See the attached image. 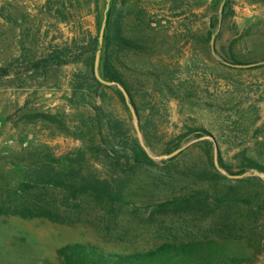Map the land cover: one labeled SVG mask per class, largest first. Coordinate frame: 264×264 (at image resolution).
Instances as JSON below:
<instances>
[{"label": "rangeland", "instance_id": "1", "mask_svg": "<svg viewBox=\"0 0 264 264\" xmlns=\"http://www.w3.org/2000/svg\"><path fill=\"white\" fill-rule=\"evenodd\" d=\"M103 61L130 94L143 147L119 90L91 80ZM0 123V160L47 147L125 200L107 213L77 196L55 222L0 216V264H62L56 251L69 243L124 254L212 237L208 221L153 206L234 183L217 178L209 140L188 145L206 135L195 131L213 136L232 173L245 159L264 166V0H0ZM133 142L154 157L183 149L161 161L146 153L153 166L142 167Z\"/></svg>", "mask_w": 264, "mask_h": 264}, {"label": "trees", "instance_id": "2", "mask_svg": "<svg viewBox=\"0 0 264 264\" xmlns=\"http://www.w3.org/2000/svg\"><path fill=\"white\" fill-rule=\"evenodd\" d=\"M90 75L94 84L100 85L93 75V63ZM101 78L120 82L106 61L102 62ZM116 92L123 100L122 94ZM130 102L133 105L131 97ZM195 133L196 137L202 136L201 133L207 135L205 131ZM133 145V162L137 166H153L147 154L136 143ZM46 148L29 147L1 159L3 167L10 165L14 170L10 178L0 170V216L61 221L60 205L68 206L77 196L89 198L107 213L122 206L125 200L120 188L96 176L81 175L77 162L57 159ZM218 163L230 175L264 173V166L249 159L242 162L237 173L229 171L219 157ZM216 176L227 181L225 176ZM56 190L65 194L61 202ZM153 207L159 213L187 217L193 222L208 221L213 236L190 234L180 242L164 241L146 250L124 254L105 252L91 244L69 243L57 249V257L62 264H256L264 256V181L259 177L237 179L233 184L221 183L213 192L208 187L193 190Z\"/></svg>", "mask_w": 264, "mask_h": 264}, {"label": "water", "instance_id": "3", "mask_svg": "<svg viewBox=\"0 0 264 264\" xmlns=\"http://www.w3.org/2000/svg\"><path fill=\"white\" fill-rule=\"evenodd\" d=\"M108 8L109 7L107 5L106 11L104 13V21H103V24H102V27H101V32L102 33H103L104 27H105L106 12H107ZM210 46H211L212 54L215 55L214 49H213V37L211 38ZM223 64H225L227 66L235 67V68H250V67H253V66L261 64V62L249 63V64H240V63H233L232 64V63L223 62ZM94 77L100 84H102L104 86H107V87H116L120 91V93L122 94V96H123L128 108H129V110L131 112V116H132L133 121H134V127H135V130L137 132V137H138V140H139V144H140L141 147H143V142L141 140V135L139 134V131H138L137 117H136L134 108H133V106L130 103V97H129V94H128L127 90L125 89V87L123 85L117 83V82H109V81L103 80L98 75L97 67L94 68ZM199 140H209L213 144L214 152H215L214 153V166L222 175H224L228 179L237 180V179H242V178H245V177L256 176V177H259L260 179L264 180V174L258 173L257 171L246 172V173H243L241 175H230V174H228L225 170H223L219 166V163H218V160H217L218 148H217V144H216L215 139L213 138V136L207 134V135H205V136H203V137H201V138H199V139H197L195 141H192V142L188 143V145L191 144V143H194L196 141H199ZM182 149L183 148H179L175 153H172L170 155L158 156V157H154L147 150H146V153L153 160L161 161V160H167V159L173 157L175 154L179 153Z\"/></svg>", "mask_w": 264, "mask_h": 264}, {"label": "built area", "instance_id": "4", "mask_svg": "<svg viewBox=\"0 0 264 264\" xmlns=\"http://www.w3.org/2000/svg\"><path fill=\"white\" fill-rule=\"evenodd\" d=\"M1 124V123H0Z\"/></svg>", "mask_w": 264, "mask_h": 264}]
</instances>
